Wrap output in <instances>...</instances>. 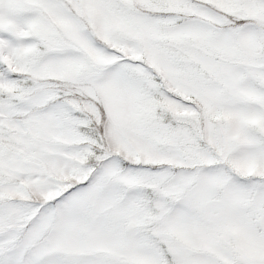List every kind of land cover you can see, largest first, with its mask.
I'll list each match as a JSON object with an SVG mask.
<instances>
[{
	"label": "snow or ice",
	"instance_id": "6c2138e0",
	"mask_svg": "<svg viewBox=\"0 0 264 264\" xmlns=\"http://www.w3.org/2000/svg\"><path fill=\"white\" fill-rule=\"evenodd\" d=\"M0 264H264V0H0Z\"/></svg>",
	"mask_w": 264,
	"mask_h": 264
}]
</instances>
